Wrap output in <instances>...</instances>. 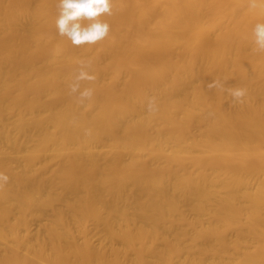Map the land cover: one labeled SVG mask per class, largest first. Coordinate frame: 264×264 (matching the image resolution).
<instances>
[{"label":"bare ground","instance_id":"obj_1","mask_svg":"<svg viewBox=\"0 0 264 264\" xmlns=\"http://www.w3.org/2000/svg\"><path fill=\"white\" fill-rule=\"evenodd\" d=\"M57 4L0 0V264H264V0Z\"/></svg>","mask_w":264,"mask_h":264},{"label":"clouds","instance_id":"obj_2","mask_svg":"<svg viewBox=\"0 0 264 264\" xmlns=\"http://www.w3.org/2000/svg\"><path fill=\"white\" fill-rule=\"evenodd\" d=\"M256 6V0H252V7ZM58 17L56 26L58 34L67 37L75 46L84 44H95L106 38L110 31V25L99 19L103 14H112V0H58ZM88 21L86 25L82 22ZM254 37L256 51L264 52V23H257L254 27ZM89 64L81 62V66L74 77L73 83L69 85L71 93H79L81 101L91 99L93 90L85 88L81 91V81H93L94 75L86 70ZM209 88H220L223 90V84L219 80H213L208 85ZM233 99L237 102H243L242 98L246 95L244 89H227ZM149 111L155 112V101L150 100ZM8 177L0 173V182H7Z\"/></svg>","mask_w":264,"mask_h":264}]
</instances>
